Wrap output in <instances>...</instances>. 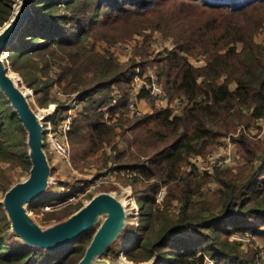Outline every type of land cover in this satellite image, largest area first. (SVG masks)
<instances>
[{
	"label": "trees",
	"instance_id": "1",
	"mask_svg": "<svg viewBox=\"0 0 264 264\" xmlns=\"http://www.w3.org/2000/svg\"><path fill=\"white\" fill-rule=\"evenodd\" d=\"M16 1L0 0V29L11 19ZM32 8L34 16L6 60L43 107L54 102V86L66 96L55 101L58 122L73 96L80 95L68 133L73 163L85 166L114 144L112 154L103 157L104 166L111 162L132 174L120 180L133 188L141 212L127 260L205 264L209 255L215 264H258L230 237L261 234L264 227V140L251 133L264 121V45L256 39L264 26V0H35ZM157 33L173 39L176 47L154 53ZM142 36L144 43H136L125 63L108 48ZM200 57L205 66L190 62ZM150 69H156V79L146 77ZM138 81L144 82L139 100L154 102L158 83L170 105L130 116ZM176 100L188 102L180 115L171 107ZM105 107L112 114L107 120ZM224 139L242 148L244 163L237 173L216 169L200 180L195 168L184 171L191 156L208 155ZM0 162L27 172L31 168L26 133L1 91ZM212 178L221 187L213 194L203 191ZM15 183L0 174V193ZM162 187L168 195L158 203ZM81 206L42 212L34 204L29 210L43 214L49 225ZM94 234L55 254L35 251L11 234L0 203V264H77Z\"/></svg>",
	"mask_w": 264,
	"mask_h": 264
},
{
	"label": "water",
	"instance_id": "2",
	"mask_svg": "<svg viewBox=\"0 0 264 264\" xmlns=\"http://www.w3.org/2000/svg\"><path fill=\"white\" fill-rule=\"evenodd\" d=\"M34 1L19 0L11 19L0 29V91L24 128L31 164L27 178L13 184L0 203L11 226V234L27 248L55 254L95 232L77 264H119L107 255L129 228L128 206L120 196L98 192L70 216L45 226H41L29 211L30 206L48 195L57 181L45 148L44 122L47 118L32 107L28 92L12 76L6 62L8 50L34 16Z\"/></svg>",
	"mask_w": 264,
	"mask_h": 264
},
{
	"label": "rangeland",
	"instance_id": "3",
	"mask_svg": "<svg viewBox=\"0 0 264 264\" xmlns=\"http://www.w3.org/2000/svg\"><path fill=\"white\" fill-rule=\"evenodd\" d=\"M18 1H16V4H18ZM15 4V6H16ZM14 6V7H15ZM15 10V8H14ZM14 13V12H13ZM138 41L133 40V43H123V44H118L115 45L113 47L111 46H106L104 45L105 48H109L112 52H114V55H116L118 57V59L121 62H127L131 56L132 53H134L133 51L135 50L134 46L136 45V43H139V45H142L144 43V37H136ZM257 41L261 44L264 45V26L263 28L260 30V33L257 36ZM136 41V42H135ZM152 51L154 53H159L160 51H165L167 49L172 50L176 47V45L174 44V40L173 39H167L166 37L160 35V34H156L155 38L152 42ZM163 51V52H164ZM7 62V60H6ZM190 62L192 64H194L195 66L198 67H202L206 65L205 62V58L200 57V58H190ZM8 67L10 69L11 73H14L15 75H17L19 78V82H20V86L25 89L29 94V100L32 104V107L37 110L38 112L44 114L45 116L48 115V111L51 109H56V111L58 110V106L56 104L55 101L59 100L58 96L55 93V86H54V90H52V92L50 93V98L51 100H54L53 103H51L48 107H43L39 101L40 97H37L35 95V93L26 86V84L23 82L22 78L20 77L19 74H17L12 66L10 65L9 62H7ZM152 68V67H151ZM155 70L156 69H150L148 71V73L146 74V77H152L156 79L155 76ZM155 84V83H154ZM158 84V83H157ZM144 85L143 81H138V89L140 87H142ZM235 86L232 85V89ZM137 90V89H136ZM165 92V91H164ZM57 99V100H56ZM146 102H148V105H152V110L149 113L154 112L155 109L159 110V109H163V108H167L169 106V102H166V99H160V98H156L154 102H152V100H147L144 99ZM144 100H140V101H144ZM142 108V107H141ZM143 110V109H142ZM103 111H105V118L106 120L109 119L111 117L112 114H109V109L108 107H105L103 109ZM145 112V111H144ZM146 114V112L144 113ZM56 125V123H55ZM262 130V131H261ZM251 133L253 136H261L260 138L262 140H264V121H259L258 123H256L252 128H251ZM47 143H45V148L46 151L48 152L49 158H50V162L51 165L53 167V176L55 178H57V181L55 182L56 184L50 189L48 195L46 197H44L43 199H41L40 201H38L37 204L38 206H40L41 209H43V207L45 205H43V203L46 202H55L58 201L57 197L60 195V188L62 185H66L67 187L70 186L71 188H77V186L82 183L85 182V176L87 175H92V174H98L101 170L105 169V168H112L115 165L113 163H109L108 165L104 166V161H103V157L105 154H107L108 156L112 154L113 152V147L114 144L107 147L104 151L99 152L96 157L90 159V162H88L85 166H83V163H80V166L76 165L75 163L72 162V166L73 169L70 168L68 165H66L65 163H63L59 157L55 154V152H53L52 146L49 144V142L46 140ZM121 142V141H119ZM120 146H124L123 142L120 143ZM241 146L239 144H236L234 142H232L231 140L228 139H224L220 144H218L215 149L210 152L208 155H193L189 158L188 162L186 163V165L184 166V171L185 172H189L192 171L195 168V172L198 176V178L200 180H203L206 176H208L206 174V172L210 173V174H215V173H211L209 171H204V168L206 167L205 163L207 162L206 160L209 158V156L211 154H214L215 156H220L221 158H223V160L226 162V166L227 168H224L222 170H232L234 173H237L239 168L243 165L244 163V159L242 158L241 155ZM72 160V157H71ZM257 164L259 163V160L256 162ZM75 171V172H74ZM5 173L10 175L14 182H19L25 178H27L28 176V172L25 171L24 169L17 167V168H12L11 165L9 163L6 162H0V174ZM121 178V177H120ZM120 178L118 179L119 183L122 184L124 187L128 186L125 185L123 183V181L120 180ZM59 181H63L62 183H58ZM113 187L109 186H105L102 189L105 190H110ZM220 184L218 182V180L212 178L209 179L208 181H205V186L203 188V191L208 192V193H216L218 190H220ZM115 189L113 188L112 191H114ZM110 191V192H112ZM120 193L118 192L119 196ZM168 195V191L166 189V196L164 198V201L162 203H164L166 201ZM3 193H0V200H2L3 198ZM92 198V197H91ZM178 203L175 202L174 203V208H178ZM71 207H76V206H71ZM68 207V208H71ZM66 208V209H68ZM30 211V210H29ZM31 215L33 216V218L41 225V226H45L46 222H44V215L40 214L38 212L35 211H30ZM130 221L132 220V223H135V219H133V216H130ZM136 224V223H135ZM133 226L134 224H130L129 228H128V233L126 236H124L116 245L114 248H112L111 252L108 255L109 259H114L116 260L117 258L115 257V255L119 256V260H117V263L120 262L121 260V256L122 253L124 251V243L129 239L130 240V245L133 243L134 238H132L131 240V236L130 233L133 230ZM259 233L261 234H253L250 232L244 233V234H234L230 237L231 242H235L237 244H239V248L240 251L243 254H249V253H253L257 260H258V264H264V227L259 231ZM126 254V253H125ZM207 257H211L209 255H207ZM154 260L153 264H157V260L156 259H152V261ZM208 260H210V258H208ZM212 261V260H211ZM116 262V261H114ZM151 262V260L149 261ZM147 263H140V264H148ZM123 264V263H120Z\"/></svg>",
	"mask_w": 264,
	"mask_h": 264
},
{
	"label": "built area",
	"instance_id": "4",
	"mask_svg": "<svg viewBox=\"0 0 264 264\" xmlns=\"http://www.w3.org/2000/svg\"><path fill=\"white\" fill-rule=\"evenodd\" d=\"M154 92L156 98L166 99V102H169V99L162 89V87L155 83L154 84ZM55 93L61 99H66V96L62 94L60 89L55 86ZM139 93L134 91L132 97L130 99L129 105V115L130 116H142L144 115V110L139 105L141 102L138 99ZM79 98L80 95L76 94L73 96V99L68 103L67 107L68 110L64 114V118L61 121H57V111L56 109H51L48 111V115H46L47 121L44 122V129H45V143L46 140L52 146L53 152L59 157V159L68 165L70 168L73 169L72 160H71V145L68 137V133L72 128L74 119L76 117V112L79 107ZM117 100H114V104ZM170 105V102H169ZM188 106V102L186 100H176L171 107L174 108L176 115H180L183 113V110ZM40 113V112H39ZM45 113L41 115L45 116ZM56 123V125H55ZM205 163L206 167L204 171L214 172L216 169H224L227 168L226 162L220 156H215L211 154L209 158L206 160ZM74 170V169H73ZM75 172V171H74ZM120 177H132L130 172H122L118 168H105L101 170L98 174H92L85 176V182L80 183L77 188H71L70 186H66L65 184L61 186L60 195L57 197L58 201L51 202L45 205L42 209V212H58L64 210L71 206H77L80 204L87 203L91 197H93L98 192H101L102 188L105 186H111L115 190L112 193L118 195L120 193V198L125 201L128 206L129 218L133 216L135 219V223H132V220L129 219V226L130 224L137 225L140 220V209L136 205L133 199V188L131 186L124 187L122 184L119 183L118 179ZM166 196V188L162 187L157 192V201L158 203H162ZM128 233V232H127ZM126 233V235H127ZM125 235V236H126ZM131 240L132 238H136V232L130 233ZM130 239V238H129ZM127 240L124 243V251L122 256L120 257L121 260L126 258V250L130 246V240ZM210 258V260H208ZM212 260V261H211ZM128 261V260H127ZM118 262V263H120ZM129 262V261H128ZM134 264L132 262H129ZM154 260L149 262L148 264H153ZM205 264H215V261L212 257H205Z\"/></svg>",
	"mask_w": 264,
	"mask_h": 264
},
{
	"label": "crops",
	"instance_id": "5",
	"mask_svg": "<svg viewBox=\"0 0 264 264\" xmlns=\"http://www.w3.org/2000/svg\"><path fill=\"white\" fill-rule=\"evenodd\" d=\"M140 88L136 90L138 93L140 92ZM139 105L146 113H149L152 110V105H148V102H146L145 100L139 102Z\"/></svg>",
	"mask_w": 264,
	"mask_h": 264
},
{
	"label": "bare ground",
	"instance_id": "6",
	"mask_svg": "<svg viewBox=\"0 0 264 264\" xmlns=\"http://www.w3.org/2000/svg\"><path fill=\"white\" fill-rule=\"evenodd\" d=\"M12 76H13L16 80H18L17 76H16L14 73H12ZM28 94H30V93H28ZM123 264H128V263H126V261L124 260V261H123Z\"/></svg>",
	"mask_w": 264,
	"mask_h": 264
}]
</instances>
